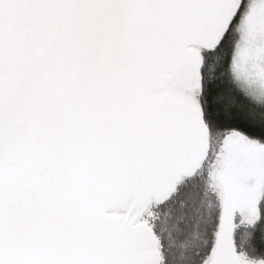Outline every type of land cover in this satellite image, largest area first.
I'll return each mask as SVG.
<instances>
[{
    "label": "snow or ice",
    "instance_id": "snow-or-ice-1",
    "mask_svg": "<svg viewBox=\"0 0 264 264\" xmlns=\"http://www.w3.org/2000/svg\"><path fill=\"white\" fill-rule=\"evenodd\" d=\"M0 264H264V0H0Z\"/></svg>",
    "mask_w": 264,
    "mask_h": 264
}]
</instances>
